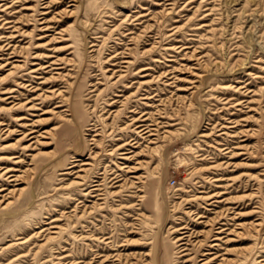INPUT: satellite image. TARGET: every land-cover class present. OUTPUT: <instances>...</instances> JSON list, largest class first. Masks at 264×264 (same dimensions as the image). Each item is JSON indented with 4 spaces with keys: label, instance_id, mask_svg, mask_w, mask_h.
Instances as JSON below:
<instances>
[{
    "label": "rangeland",
    "instance_id": "1",
    "mask_svg": "<svg viewBox=\"0 0 264 264\" xmlns=\"http://www.w3.org/2000/svg\"><path fill=\"white\" fill-rule=\"evenodd\" d=\"M0 25V264H264V0H0Z\"/></svg>",
    "mask_w": 264,
    "mask_h": 264
},
{
    "label": "bare ground",
    "instance_id": "2",
    "mask_svg": "<svg viewBox=\"0 0 264 264\" xmlns=\"http://www.w3.org/2000/svg\"><path fill=\"white\" fill-rule=\"evenodd\" d=\"M10 24V23H9ZM1 26V25H0ZM11 42V41H10ZM9 44V43H8ZM15 47V46H14ZM33 71H37V69H34ZM33 99H37V98H33ZM27 103H31L32 105L29 107V108H33L35 105L33 104V100L31 101H27ZM146 113H143L141 115V118H138L136 122V132L135 134L137 135V137L135 139H137V141H139L140 139L144 140L145 142L147 143H151V144H156L157 143V140H158V136H159V131H160V126H159V123H153L154 120H150V117L148 116H145ZM24 117H20L19 119H23ZM150 121V122H149ZM153 121V122H151ZM25 126H31V124H25ZM34 131L29 130V132H25L23 134V137L21 139H26L31 133H33ZM164 137V135H163ZM124 147L125 145H122V146H119L120 149L124 150ZM123 153L122 154H125V156L123 157V159L127 160L129 159L128 157V153L127 151H122ZM126 163H123L124 167H127L128 170L132 171L130 169L129 166H126L125 165ZM5 171L7 172H10L12 171V169H6ZM95 186H98L97 184ZM24 187V186H23ZM4 188L0 189V191H3ZM20 192V191H18ZM21 194V193H20ZM146 197V195H144ZM219 197V194H213L212 196H209L208 199H211V200H214L213 202H219L217 199L215 198H218ZM222 201V200H221ZM213 202L211 203V205L213 204ZM184 239V236L183 237H179L177 238L176 242H180L179 246H181L182 250L181 251H184L186 250L187 248H185V243H181V241Z\"/></svg>",
    "mask_w": 264,
    "mask_h": 264
}]
</instances>
